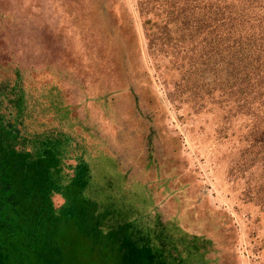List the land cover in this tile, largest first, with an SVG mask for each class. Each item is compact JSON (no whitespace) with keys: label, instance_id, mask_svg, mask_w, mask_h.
<instances>
[{"label":"rangeland","instance_id":"374dc122","mask_svg":"<svg viewBox=\"0 0 264 264\" xmlns=\"http://www.w3.org/2000/svg\"><path fill=\"white\" fill-rule=\"evenodd\" d=\"M2 216L9 264H264V0H0Z\"/></svg>","mask_w":264,"mask_h":264},{"label":"trees","instance_id":"16d2710c","mask_svg":"<svg viewBox=\"0 0 264 264\" xmlns=\"http://www.w3.org/2000/svg\"><path fill=\"white\" fill-rule=\"evenodd\" d=\"M4 171L6 172L7 170H4ZM4 177H5V176H4ZM28 181H29V180H28ZM23 183H25L24 180H23ZM68 214L70 215V212H69V211H68ZM8 220H9V219H8V216H7L6 218H3V216L0 217V229L5 228L6 225L10 227L11 223H10ZM87 228H90V224L87 226ZM0 232H1V234H4V233H5V230L3 229V230H1ZM0 255H1V254H0ZM0 258H3V259H4L5 264H9V261H7V260L5 259L4 256H0ZM18 264H22V262H21V263L18 262Z\"/></svg>","mask_w":264,"mask_h":264},{"label":"bare ground","instance_id":"6f19581e","mask_svg":"<svg viewBox=\"0 0 264 264\" xmlns=\"http://www.w3.org/2000/svg\"><path fill=\"white\" fill-rule=\"evenodd\" d=\"M80 1V0H79ZM80 4V3H79ZM82 5V4H81ZM80 5V6H81ZM120 27V26H119ZM122 33V32H121ZM78 36V35H77ZM89 38V37H88ZM92 46V45H91ZM98 57V56H97ZM93 59V58H92ZM87 72V71H86ZM124 92V91H123ZM103 93V92H102ZM113 104V103H112ZM95 105V104H94ZM89 118V117H88ZM128 123H130V122H128ZM127 124V123H126ZM131 124H132V122H131Z\"/></svg>","mask_w":264,"mask_h":264}]
</instances>
